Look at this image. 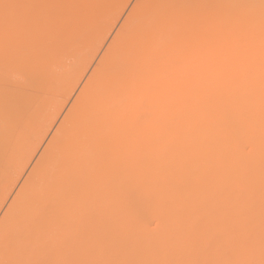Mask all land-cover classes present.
Instances as JSON below:
<instances>
[{"label": "bare ground", "instance_id": "6f19581e", "mask_svg": "<svg viewBox=\"0 0 264 264\" xmlns=\"http://www.w3.org/2000/svg\"><path fill=\"white\" fill-rule=\"evenodd\" d=\"M180 11L150 10L151 15L168 21L158 30L143 22L139 26L137 70L123 69L117 76L113 66L100 60L77 96V111H86L88 119L66 114L67 123L62 121L60 135L65 143L57 151L70 189L63 201L62 220H51L43 234L30 225L36 193L56 178L51 160L34 165L8 210L16 245L31 244L52 259L70 255L192 258L200 252L197 237L212 229L217 247L205 258L238 257L241 243L247 240L258 256L264 114L241 116L236 104V114L230 108L231 118L240 126V139L254 145L252 152L241 153L236 130L225 115L210 112L202 96L178 100L169 90L162 93L159 85L171 71L159 65L160 55H167L166 48L173 42L178 26L175 16ZM26 36L19 38L8 63L0 52V200L20 183L42 146L37 140L43 141L54 115L59 116L84 73L51 50L44 52L46 56L28 53L25 42L30 37ZM50 40L47 36L45 42ZM79 51L77 63L85 64L86 56ZM139 110L150 111V120L137 130ZM150 218L158 219L159 231L149 230ZM233 228L240 229L239 236ZM65 234L74 239L71 250L60 247Z\"/></svg>", "mask_w": 264, "mask_h": 264}, {"label": "snow or ice", "instance_id": "6c2138e0", "mask_svg": "<svg viewBox=\"0 0 264 264\" xmlns=\"http://www.w3.org/2000/svg\"><path fill=\"white\" fill-rule=\"evenodd\" d=\"M3 16L0 17L2 26L3 44L2 52L5 63L16 53L19 37L43 22V17L39 16L40 10L60 7V5L30 3V4H10L4 3ZM127 10L121 14V20L116 25V29L108 37V42L103 45L108 48L113 44V37L130 48H135L142 39V33L137 25L141 22L159 29L167 22V18H158L150 14V10L159 8L190 10L191 15L179 17L178 20L184 25L183 31L179 33L182 42L184 60L191 58L196 60L194 71L175 75L168 74V89L178 100L190 97L204 96L214 102L224 106V115L230 126L237 132L238 148L241 153H250L254 150L251 142L240 139L239 124L231 118L230 109L224 104L226 97H237L246 85H251L256 77V42L257 25L259 40V79L261 89V102L264 107V0H239L237 3H185V4H156L151 0H132L126 6ZM12 9H16L13 14ZM232 10H240L241 14H233ZM212 15H204V13ZM258 12V15L256 14ZM121 25H124L121 28ZM114 57L113 72L120 76L123 72V65L119 62L121 55L120 48L113 44ZM99 58V57H97ZM184 61L178 60L175 69L183 67ZM94 67V65H93ZM84 79H87L85 77ZM79 92V88L76 90ZM82 100V98H81ZM76 101V105H73ZM80 101L73 95L69 99L68 106L63 109V113L68 118L74 115L83 120L88 119L86 111L78 112ZM72 109L70 112L69 110ZM54 115V127L49 130L48 138L42 142L37 140L42 146L35 152V157L29 164L31 166L45 164L51 160L54 164L55 179L45 188L36 193V206L33 216L30 218V225L34 226L43 234L44 226L51 220L59 222L62 220L61 209L64 198L70 191L66 170L60 159L57 147L65 143L61 132L64 124L67 123L66 116ZM59 129V132H58ZM53 134H56L55 136ZM47 146V147H45ZM43 154V155H41ZM28 171L23 175L27 176ZM11 193L9 200L4 204L6 212L3 229L0 231V239L4 243V258L0 259V264H264V183H262L261 195V238L259 253L257 256L255 246L250 241L241 243V253L238 257L231 255L226 258H205L217 247V238L212 229L200 234L197 243L200 252L192 258H160V259H122V258H95L91 256H69L67 258H45L40 255L31 244L18 246L15 243L16 236L8 224L10 205L12 204ZM157 218L148 220L150 231H159ZM234 235L239 236L240 229L233 228ZM63 248H74L72 235L65 234L60 240Z\"/></svg>", "mask_w": 264, "mask_h": 264}, {"label": "rangeland", "instance_id": "374dc122", "mask_svg": "<svg viewBox=\"0 0 264 264\" xmlns=\"http://www.w3.org/2000/svg\"><path fill=\"white\" fill-rule=\"evenodd\" d=\"M174 1L177 2L178 4L237 3L239 2V0H151L152 3H156V4L161 3L162 5L173 3ZM131 2L132 0H0V6H2L4 3H10V4L43 3V4L60 5V7L40 10L39 13L37 14L44 18L43 22L34 26L27 32L23 33L19 38L21 39L22 37L29 35L28 37L30 38L26 36L28 40L25 42V47H26L25 51H27L28 53H38V54L45 55L44 52L46 53V51L51 50V52L56 54L60 59L64 60L66 63L68 62L69 66L70 65L79 66L80 68L84 69L83 76L80 78L78 85L73 89L72 93L66 99V104L63 107L64 109L65 107L68 106L69 99L73 95L78 96V93H80L81 89L86 84L90 75L92 74L94 69H96L99 66V63L101 61H105L106 65L113 66V64L110 63V61L112 62L115 61L112 55L113 44H115L116 47L120 48L121 50L119 62L123 65V69H129L130 71H135L139 68L140 65L139 63H137L138 56H139L137 55V46L135 48L127 47L121 44L118 41L117 37H113L112 38L113 44H110L108 48L103 47V45L108 42V37L111 35L113 31H117V33L119 34V30L116 29V25L121 20V14L127 10L126 6ZM255 2L258 3L259 0H255ZM11 12L14 14L16 12V9H12ZM232 13L241 14V11L232 10ZM191 14L192 13L190 12V10H181L180 12H178V15L175 16L174 22L178 26L176 29V33L174 35L173 42H171V45H170L171 48L170 47L169 49L168 47L166 48L167 49L166 53L168 57L165 53H163L164 56L160 55L161 59L159 58L160 59L159 65L160 66L162 65L164 68H167V72L171 71L175 75L181 74V71L182 73H188V72L190 73L194 71V66L197 63L196 60H192L191 58H189L188 60H184V53L182 51V42L179 39V33L183 31L184 25L179 22L178 18L182 16L191 15ZM256 14L258 15V12ZM204 15H212V13L210 12L204 13ZM2 16H3V8L0 7V17ZM141 24L142 22L137 25L138 30ZM123 27L124 25H121V28ZM256 32H257L256 77H255V80L252 82V84L246 85L245 88L241 91V93L237 97L235 98L226 97L225 98L224 104L226 106L229 105L230 106L228 107L229 109L232 107H234L233 109H235L234 104H236L238 110L235 109L233 111L234 112L233 114H236L235 113L236 110H237V113H240V115L241 113L242 115L251 114L253 116L262 114V113L264 114V107H262V102H261V89H260V79H259L258 25H257ZM47 36L51 37V40L48 42H45V39L47 38ZM20 39H18L17 43L20 42ZM70 39H74V42L69 41ZM2 44H3V34H2V26H0V45L2 46ZM78 50H80L79 52L86 56L85 59H87V61L85 64L77 63L75 53ZM169 51H171V53ZM168 52L170 54H168ZM88 54L89 56L91 55V57H89ZM105 54L106 56L102 58V56ZM169 55H171L172 57H170ZM165 56L167 57L169 61L170 60L171 61L169 62L168 60H166L168 63L167 62L164 63L166 59ZM178 60L184 61V63H183V67L177 70L175 69L174 66L176 65V62ZM166 64L167 65L169 64V66L168 67L165 66ZM53 67H56V65H53ZM85 77H87V79H84ZM164 79H165L164 83L159 85L162 93L164 91L169 92L168 91L169 81H167L168 77H165ZM78 88H79V92L77 93L76 90ZM202 98L205 99L204 96H202ZM205 100L207 101L206 105H208V109L210 106L211 107L214 106V108L210 107V112L215 111L214 113H217V115L219 114L224 115V110H223L224 106L214 102L211 99H205ZM215 105L220 106L219 107L220 109L215 108L216 107ZM63 109L61 110L59 116L61 114H64ZM212 109L214 110L212 111ZM233 109H230V110H233ZM139 111H138L139 114L141 112L143 113L140 115L137 114L138 119L135 118L136 122H139L138 124L137 123L135 124L137 130H139L138 127L140 126L141 127L144 125L146 126L150 120L149 118L150 111L148 113H146L145 110H144L145 112L143 110H139ZM145 113L147 114V116ZM53 127H54V123L49 130H51ZM48 134H49V131L45 135L43 140L48 138ZM33 159L38 160L39 158L34 156ZM33 166L34 165H32L31 168H33ZM29 167L25 169V171H28L30 174L31 171H29ZM29 174L27 176L23 175L20 183L16 185V187L13 190L15 195L17 194L19 188L24 183L25 179L29 176ZM15 195L11 196V199H13ZM9 197L10 196H8L6 199L4 198L3 200H0V231H2L3 223L5 220V216L3 215L6 212V209L4 208V204L9 200ZM3 250H4V243H3V240L0 239V251H3ZM65 252L67 253V251ZM62 254H65V253H62Z\"/></svg>", "mask_w": 264, "mask_h": 264}]
</instances>
